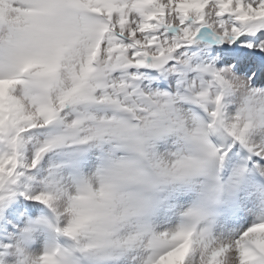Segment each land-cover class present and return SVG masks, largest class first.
<instances>
[{
    "label": "clouds",
    "instance_id": "9594fccd",
    "mask_svg": "<svg viewBox=\"0 0 264 264\" xmlns=\"http://www.w3.org/2000/svg\"><path fill=\"white\" fill-rule=\"evenodd\" d=\"M0 264H264V0H0Z\"/></svg>",
    "mask_w": 264,
    "mask_h": 264
}]
</instances>
